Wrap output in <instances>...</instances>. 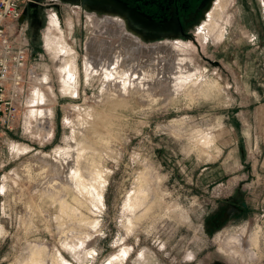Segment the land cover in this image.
Returning a JSON list of instances; mask_svg holds the SVG:
<instances>
[{"label":"rangeland","instance_id":"374dc122","mask_svg":"<svg viewBox=\"0 0 264 264\" xmlns=\"http://www.w3.org/2000/svg\"><path fill=\"white\" fill-rule=\"evenodd\" d=\"M30 1L9 32L27 82L0 129V264H264V0H215L208 18L220 5L224 26L203 13L194 41L143 33L106 7ZM52 11L75 51L68 91L46 44ZM105 14L125 29L108 35ZM130 36L126 80L106 76ZM35 108L49 110L46 136L31 128Z\"/></svg>","mask_w":264,"mask_h":264},{"label":"bare ground","instance_id":"6f19581e","mask_svg":"<svg viewBox=\"0 0 264 264\" xmlns=\"http://www.w3.org/2000/svg\"><path fill=\"white\" fill-rule=\"evenodd\" d=\"M216 2L219 3V1H216ZM218 8H219V14L217 16H213V17L208 18L209 15H210V13L208 11L206 13L205 17L208 18L207 21H209L210 25H214V24L216 25L217 24V25H220L222 27V26H224V22L222 21V18L224 17L225 13H224V9L220 5L218 6ZM108 14H105L106 18H107L108 22L111 25L113 24V27L115 29V32L108 31V35L115 36V34H117V32H120L121 29L122 30L125 29L124 28V23H123V20L121 18L114 17V16H111V15H108ZM203 25H204V23H203ZM60 28L61 27H60V24H59L58 17L56 15V13L52 11L51 14H50V17H49L48 34L46 33L47 36H46L45 39H46V44L49 47V50L59 54L57 63H58V68L60 70V76H61V85H60V87H61L62 91H68V90H70V85L68 83V77L70 76L69 75V73H70L69 71H73L74 67L76 66L75 65V51L68 45V43H67V41L65 39V36L62 33ZM198 30L200 31V34L202 36L213 38V39H222L223 35H224V32H225L224 29H221L220 31H218V30L217 31H212L211 28H206L205 26H201L200 28H198ZM50 35H55V40H53L50 37ZM130 38H127L126 40L123 39V44H121L122 47H121L120 51L119 52L116 51V52L113 53L112 66L104 67V72H105L106 76H111L113 78H118L121 81H125L126 80V77H127V73L126 72L129 70V66L131 65L130 63H128V61L130 60L132 62L133 59H130V57L134 58V55L136 54V52L138 50L137 49V45H136L138 43V41L135 40L136 37L135 36H130ZM60 42H63V43H60ZM130 44H132V45H130ZM164 45H165V47L167 49L168 48H176V49L180 50L179 43L176 42V41L173 42L171 39H166V42H164ZM129 52L130 53L133 52V55L130 56ZM87 68L88 69L90 68L89 65H87ZM141 69L144 70V74L147 75L148 77L153 76L155 74V67H154L153 63H147L145 66L142 65ZM73 77H74V75H73ZM32 99L37 101L36 102L37 104H39L40 102L46 100L44 95L42 94V92H39L37 89H34L33 94H32ZM48 111L49 110H47V108L46 109H44V108L43 109L35 108V109H33L31 111V114H30L31 119H33V120H31L32 121L31 128L34 125L36 127V129L38 130V132H40V135L43 134L44 136H46L49 133V128H47L44 125V123H43L44 122V117H46L45 115H46V113ZM30 122L27 123L28 128H30ZM90 172H92V171H90ZM70 173L71 174L69 175L68 179L74 181V183L78 184V186H79L81 184V181H82L83 178H81V174H80L79 170L77 169V167L74 168L72 170V172H70ZM92 174H94V173L92 172ZM89 175H90V173H89ZM76 187H77V185H76ZM88 188H90V187L88 186ZM82 190H84V192H86L85 189L82 188ZM143 191L139 190L133 196L132 201H131V205H132L133 209L138 208V207H140L142 205L143 200H144ZM87 192H88V190H87ZM62 203H63V201L61 202V204ZM61 204H60V207H61ZM63 205H66V204L64 203ZM66 209H67V207H66ZM62 210H64V209H62ZM32 252H33L34 255H36L38 253L37 250H35L34 248H32ZM39 252H40V250H39ZM118 256H120V255H118Z\"/></svg>","mask_w":264,"mask_h":264},{"label":"flooded vegetation","instance_id":"af4514ba","mask_svg":"<svg viewBox=\"0 0 264 264\" xmlns=\"http://www.w3.org/2000/svg\"><path fill=\"white\" fill-rule=\"evenodd\" d=\"M73 1L114 10L122 14L132 27L146 34L176 35L191 39L193 25L203 13V18L205 17L215 0ZM208 6L210 7L205 10Z\"/></svg>","mask_w":264,"mask_h":264},{"label":"built area","instance_id":"2783aa9c","mask_svg":"<svg viewBox=\"0 0 264 264\" xmlns=\"http://www.w3.org/2000/svg\"><path fill=\"white\" fill-rule=\"evenodd\" d=\"M30 0H0V129H10L18 114L19 97L27 82L26 49L9 38L12 24Z\"/></svg>","mask_w":264,"mask_h":264},{"label":"water","instance_id":"95a60500","mask_svg":"<svg viewBox=\"0 0 264 264\" xmlns=\"http://www.w3.org/2000/svg\"><path fill=\"white\" fill-rule=\"evenodd\" d=\"M191 40H193L192 38H191ZM194 41V40H193ZM207 61H209V59H207V58H205Z\"/></svg>","mask_w":264,"mask_h":264},{"label":"crops","instance_id":"0c3cea01","mask_svg":"<svg viewBox=\"0 0 264 264\" xmlns=\"http://www.w3.org/2000/svg\"><path fill=\"white\" fill-rule=\"evenodd\" d=\"M74 69H75V67H74Z\"/></svg>","mask_w":264,"mask_h":264}]
</instances>
